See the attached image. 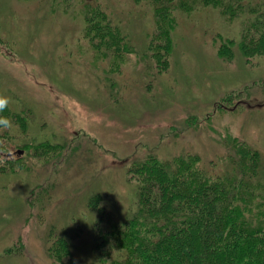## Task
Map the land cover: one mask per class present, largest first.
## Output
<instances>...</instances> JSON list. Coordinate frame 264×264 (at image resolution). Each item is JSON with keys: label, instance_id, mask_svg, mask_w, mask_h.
Here are the masks:
<instances>
[{"label": "rangeland", "instance_id": "rangeland-1", "mask_svg": "<svg viewBox=\"0 0 264 264\" xmlns=\"http://www.w3.org/2000/svg\"><path fill=\"white\" fill-rule=\"evenodd\" d=\"M100 1L133 47L115 72L55 0H0V94L11 110L30 112L25 130L10 118L12 130L0 131V164L14 168L0 172V264H53L49 232L68 238L74 264H90L95 224L125 217L135 191L127 167L148 153L190 151L221 171L227 150L218 140L228 131L264 165V56L246 60L235 44L224 60L213 43L237 41L240 19L212 6L179 11L169 68L152 74L141 58L154 24L149 5ZM38 142L57 147L34 150Z\"/></svg>", "mask_w": 264, "mask_h": 264}, {"label": "trees", "instance_id": "trees-1", "mask_svg": "<svg viewBox=\"0 0 264 264\" xmlns=\"http://www.w3.org/2000/svg\"><path fill=\"white\" fill-rule=\"evenodd\" d=\"M55 1L60 11L80 18L82 39L97 57L106 60L108 70L119 71L133 47L101 1ZM133 1L149 5L153 12L154 24L141 56L145 70L152 74L169 68L177 13L198 6L217 8L227 21L240 19L237 41L221 35L213 39L218 57L230 59L235 44L246 60L264 56V0ZM28 113L26 107L13 111L8 106L0 115L12 118L25 130ZM188 121L192 123L191 118ZM220 136V148L227 150L221 171L208 169L201 164L203 158L190 151L165 158L148 153L130 162L127 176L134 183L133 204L121 221L109 220L105 227L95 224L90 264H264V165L260 153L228 131ZM33 145L34 150L57 147L41 142ZM21 147L26 149V142ZM210 161L207 165H216L215 159ZM11 169L10 162L0 164V172ZM100 198L98 192L91 194L87 206L96 209ZM48 235L45 252L52 263L74 264L68 238L61 233Z\"/></svg>", "mask_w": 264, "mask_h": 264}, {"label": "clouds", "instance_id": "clouds-1", "mask_svg": "<svg viewBox=\"0 0 264 264\" xmlns=\"http://www.w3.org/2000/svg\"><path fill=\"white\" fill-rule=\"evenodd\" d=\"M10 104V97L0 94V113H3ZM13 128V121L4 115H0V131H11Z\"/></svg>", "mask_w": 264, "mask_h": 264}]
</instances>
